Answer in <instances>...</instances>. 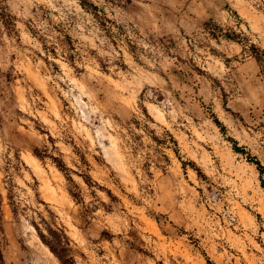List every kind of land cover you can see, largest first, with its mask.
Returning a JSON list of instances; mask_svg holds the SVG:
<instances>
[{
  "label": "rangeland",
  "instance_id": "374dc122",
  "mask_svg": "<svg viewBox=\"0 0 264 264\" xmlns=\"http://www.w3.org/2000/svg\"><path fill=\"white\" fill-rule=\"evenodd\" d=\"M5 6L0 264H264V0Z\"/></svg>",
  "mask_w": 264,
  "mask_h": 264
},
{
  "label": "trees",
  "instance_id": "16d2710c",
  "mask_svg": "<svg viewBox=\"0 0 264 264\" xmlns=\"http://www.w3.org/2000/svg\"><path fill=\"white\" fill-rule=\"evenodd\" d=\"M5 2H6V0H0V19L2 20L4 26L9 31L13 32L15 30L16 26H15V23L13 20V16H11L10 14L7 13V7L5 6ZM220 32L222 33L221 29L217 26L211 28V34L213 36H218ZM226 37L230 38L231 36H229L227 34ZM255 57L257 60L263 59L262 54H259V53H255ZM7 77L11 81V76L10 77L7 76ZM8 90H9V86L6 89L4 86H0V98L2 100H4L6 112L13 114V110H12L13 109V101H12L13 99L8 98ZM2 119H3L2 114H0V120L2 121ZM217 123H218V125L221 126V124H219V122H217ZM221 127H222L221 129L223 131H225V127L223 125ZM233 143H234L233 147H234L235 152L241 153L243 155H247L249 162L253 163L256 166V168L260 174L261 181H263L264 166L262 165V163L259 160H257L256 158H253L252 156H250L244 148L239 147L236 141H233ZM34 154L38 158H41V159L45 157L43 152H41L39 150H34ZM81 159L84 160V164L88 165L87 160L85 159L84 156H82ZM53 160L56 163L57 167L63 173H65L67 175L68 179L71 182L75 183L73 178L70 175V172H73V170L67 166V164L63 161V159L53 157ZM83 178L89 186H93L92 185L93 180L89 174L83 175ZM262 185L264 186V182H262ZM71 195L75 199L82 200L80 193H75V192L71 191ZM83 219L85 220V218H83ZM103 236L106 238H110V239H112L114 237L112 234H109L107 232L103 233ZM41 238H42L43 242L51 250V252L59 260L60 264H77L76 259H75L74 249L71 246V241H70L69 237L67 236L64 228H57L54 230L51 229L49 232V237H47L44 234H41ZM140 251L143 252V250H140ZM143 253H145V252H143ZM208 263H211V261L208 260Z\"/></svg>",
  "mask_w": 264,
  "mask_h": 264
}]
</instances>
